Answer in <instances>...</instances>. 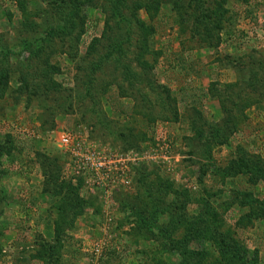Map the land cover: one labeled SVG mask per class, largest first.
Returning a JSON list of instances; mask_svg holds the SVG:
<instances>
[{"label":"rangeland","instance_id":"374dc122","mask_svg":"<svg viewBox=\"0 0 264 264\" xmlns=\"http://www.w3.org/2000/svg\"><path fill=\"white\" fill-rule=\"evenodd\" d=\"M51 4L0 0V44L11 51L1 67L9 78L0 91V264H178V255L162 252L158 243L131 230L135 209L149 203L144 187L157 179L189 192L190 215L200 210L198 198L208 194L219 217L246 245L248 258L264 264V224L254 221L236 228L245 210L233 202L237 190L263 200L264 182L250 184L243 173L226 175L248 156L264 160V70L257 72L253 90L239 81V75L244 77L264 58V0H207L216 16L206 42L190 23L175 21L170 4H163L152 20L139 13L146 27L154 29L148 38L151 53L145 56L151 64L156 59L150 80L158 91L161 86L170 90L176 116L151 103L156 100L151 89L143 94L152 106L141 97L135 101V94L123 96L121 78L112 67L87 84L94 61L87 49L104 28L98 7L84 10L76 57L55 41L46 63L27 66L28 54L19 43L46 27ZM22 79H27V89ZM236 82L231 94L226 88ZM240 89L251 106L242 115L229 106L236 129L223 145L211 146L210 160L204 159L190 119L220 124L226 113L217 92L226 91L237 102ZM62 138L68 143L62 145ZM48 160L58 168V182L77 188L86 203L51 257L46 250L57 246V200L44 191ZM42 245L45 253L36 257ZM191 247L206 244L198 241Z\"/></svg>","mask_w":264,"mask_h":264},{"label":"trees","instance_id":"16d2710c","mask_svg":"<svg viewBox=\"0 0 264 264\" xmlns=\"http://www.w3.org/2000/svg\"><path fill=\"white\" fill-rule=\"evenodd\" d=\"M163 4H170L175 9L177 13L175 21L179 25L190 23L195 35H203L205 42L211 38L216 14L210 10L207 0H52L53 12L46 27L43 30H35L29 37L21 40L20 51L28 54L27 66L43 61L46 63L55 41L67 45L70 57L73 55L76 57L77 46L84 33V10L98 7L104 14V28L101 36L92 40L87 49L90 56L94 57V61L89 64L91 80L88 79L87 84H91L94 76L102 72L103 68L112 67L116 75L121 78L119 84L123 96L131 97L135 94L136 99L132 96L135 101L141 97L144 103L147 102L152 106L150 100L143 94V91L151 89L156 95V100L151 103L159 106L161 111H170L176 116L178 112L175 99L170 96V90L160 85L162 88L160 92L150 80V71L156 59L151 64L145 56L151 53L148 48V38L154 34V29L146 27V23L139 16L143 11L152 20ZM40 32L42 34H39ZM9 52H11L9 46L0 44V91L5 89L9 78L7 68H1ZM245 69L244 67L241 71ZM263 70L264 58L250 66L244 77L239 75L243 88L255 89L258 83L257 72ZM21 82L27 89V79H22ZM236 88H238L237 82L229 84L226 89L231 90L233 94ZM242 89L235 94L238 97L237 102L231 99L230 94L225 95L226 91L217 92L223 112L226 113L220 124H210L205 121L201 123L200 118L198 122L190 119V124L199 140L198 153L204 159L210 160L213 144L223 145L228 135L235 131L236 118L229 110L237 108L238 115H242L241 112L251 106L252 100L245 97V91L242 96ZM87 95L92 96L90 93ZM251 158L248 156L237 164L232 163L226 175L243 173L249 177L250 184L264 182V160L253 157L254 161H252ZM43 167L46 186L44 191L57 200V217L54 220L57 246H51L46 250V254L51 257L62 246L59 243L62 244L64 230L73 227L74 217L82 212L86 203L78 197L77 188L68 182H58L59 171L53 160H48V164ZM160 181L157 179V183L144 187L149 203L143 205L144 209H135L136 218L133 221L132 231L136 230L137 235H145L146 239L158 243L162 252L178 255V264H257V258L255 260L248 258L246 245L237 237L232 227L219 217L216 208L209 201L207 192V196L202 195L198 198L199 212L190 215L186 209L191 198L189 192L179 189L168 180ZM142 183L139 182L144 185ZM235 193L233 202L245 210L236 221V228L245 227V223L254 221H261L264 224V199L255 198L251 192L237 190ZM163 216L167 220H162ZM198 241L204 242L206 247L192 248V243ZM41 249L36 257L41 258L42 251L45 253L43 245Z\"/></svg>","mask_w":264,"mask_h":264},{"label":"built area","instance_id":"2783aa9c","mask_svg":"<svg viewBox=\"0 0 264 264\" xmlns=\"http://www.w3.org/2000/svg\"><path fill=\"white\" fill-rule=\"evenodd\" d=\"M62 145H65L66 143H68V139L67 138H62Z\"/></svg>","mask_w":264,"mask_h":264}]
</instances>
